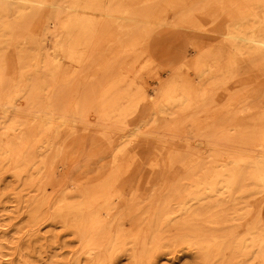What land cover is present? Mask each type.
<instances>
[{
	"label": "bare ground",
	"instance_id": "6f19581e",
	"mask_svg": "<svg viewBox=\"0 0 264 264\" xmlns=\"http://www.w3.org/2000/svg\"><path fill=\"white\" fill-rule=\"evenodd\" d=\"M176 1L162 12L172 10L178 25L197 28L192 13L217 3L232 26L220 45L198 46L191 61L169 69L186 67L193 80L158 76L147 90L114 74L118 62L104 46L129 57L144 42L142 29L150 37L148 26L170 24L154 3L0 0V264H161L178 246L197 247L203 264H264V212L251 199L264 192V102L261 112L260 98L250 106L245 96L224 115L213 98L230 80L262 70L255 62L264 65V0ZM118 23L133 27L114 37ZM102 59V77L81 93V69ZM146 104L171 123L158 135L148 174L128 189L130 145L152 134L146 124L128 129V118ZM244 115L247 131L237 123ZM78 125L104 131L90 157L116 146L110 169L70 175L74 150L61 136H74ZM185 126L195 131L184 134ZM183 142L186 152L169 146Z\"/></svg>",
	"mask_w": 264,
	"mask_h": 264
},
{
	"label": "rangeland",
	"instance_id": "374dc122",
	"mask_svg": "<svg viewBox=\"0 0 264 264\" xmlns=\"http://www.w3.org/2000/svg\"><path fill=\"white\" fill-rule=\"evenodd\" d=\"M234 1L236 0H222L221 2L234 3ZM148 2L154 3L156 9L160 10L158 16L162 14V17L167 18L170 24L164 26L153 24L148 26L150 27V30L152 29L150 37H148V33L145 32V28L142 29L140 31V37L144 40V42L138 46L136 53L130 55L129 57H124V55L122 56L120 47L115 45H105L104 56L111 60V62H118V65L114 70V74H122V76H127V79H135L140 84H146L147 90H153L154 87H158L156 84L158 76L162 77L165 81L178 77L193 80V77L195 76H193L191 74L192 72H190L186 67L172 73H170L169 69L176 65H180L181 60L185 62L191 61L194 58V49L198 46L208 48L210 46L220 45V42L224 38V34L227 32L228 28H231L232 21L228 18L227 13L220 12V9H218L219 4L216 3L207 6L204 10L198 9L194 11L191 15V25L197 28H188L183 25L185 23L178 25L177 20L174 19L172 10L162 12L163 10L165 11L166 5L167 3H170V0L165 2H158L155 0H138L137 3L139 5H143L146 3L148 4ZM175 3L178 4L180 2L175 0ZM204 3V1H201L200 5H203ZM131 27H133V25L130 23H125L124 26H121L118 23V25H114L112 27V35L114 37H121L125 34V30ZM49 43L51 44L52 40H50ZM148 49L149 53L156 59V62L151 65L148 62L149 57L146 52ZM103 60L104 59L97 60L94 65H89L81 69L80 75L75 84L81 93L86 87L91 86L94 75V82L96 79H100L102 77V73L98 69L104 64ZM119 63L124 65L122 70L118 68ZM191 64L192 63L188 64L190 69ZM255 64L262 68V70L257 73V77L255 79L246 78V75L243 74L240 78L230 80L216 91V94L213 97L214 100H216V108L222 107L221 110L224 115L231 114L235 109V106H243V104H239L245 96L250 102V106H252L254 100L260 98V100H258V111L262 112V104L264 102V65L259 62H255ZM65 67L68 69L70 68L68 63H64V68ZM230 95H234V97L237 98V101L232 100L230 102ZM154 112L152 104L141 105L140 110L128 118L130 121L128 129H135L136 127H141L146 124L144 129L147 130V132L152 133L151 135L138 137L135 144L130 145L133 159H130L129 163L132 165L131 168L134 170V173L127 179L129 180L127 185L128 189H131L142 179L144 175L146 177L148 174L150 163L154 159V155L156 153L157 141L159 140L158 135L162 133L166 124L171 123L170 120L164 121L160 115H155ZM230 123L231 122H228L224 125L227 131L232 130V128H228L230 127ZM237 123L239 124V129L247 131L249 129L251 119L250 117H246L244 115V117L240 118ZM184 130V134H190L195 131L194 129L189 130L187 127L184 128ZM103 132L104 131L98 126H92L89 129H84L82 125H78L76 126V134L74 136H70L66 133L62 134L61 138L63 140L70 141L74 150V154H72L70 160H68V164H70V175L83 173L88 167L96 168L97 166L104 164L106 166L105 169L111 168L112 165L107 164L114 156L113 154L116 150V146L112 148L108 145L101 144L103 151L98 156H94L93 158L90 157V152L95 150L93 141L101 138ZM184 134H182L181 138H189L190 135L185 136ZM114 138L119 139L120 137L117 134ZM83 142L84 144H82ZM169 146L175 147L178 152H186L188 148L184 142L177 144L176 146L174 143H171ZM257 149L258 151H256V154H259L260 147ZM167 155L168 150H164L163 157H167ZM203 156L205 157L207 155L204 154ZM125 163L126 165L128 164V162ZM173 172H178L179 176L184 179L185 174L183 169L176 167ZM251 199L255 201L254 209L256 212L262 207L264 212V192L259 193L256 197ZM1 214H5V212H2ZM3 223L5 222L0 221V225ZM51 231H53L52 228H47L44 229L42 234L48 236ZM11 236L15 237L16 235L10 234L8 237ZM64 240L68 241V238L66 237ZM176 248L177 249L174 250V252L165 256L161 264H203L197 247L188 249L185 246H178Z\"/></svg>",
	"mask_w": 264,
	"mask_h": 264
}]
</instances>
